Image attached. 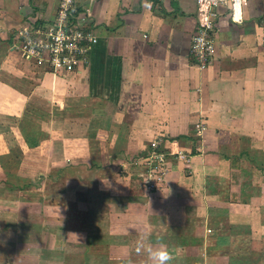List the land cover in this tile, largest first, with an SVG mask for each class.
Instances as JSON below:
<instances>
[{"label": "crops", "instance_id": "1", "mask_svg": "<svg viewBox=\"0 0 264 264\" xmlns=\"http://www.w3.org/2000/svg\"><path fill=\"white\" fill-rule=\"evenodd\" d=\"M59 2L0 0V119L32 123L28 144L5 128L33 153L25 169H42L21 170L20 189L4 182L25 196L0 192L12 206L0 208V264H150L141 238L165 245L167 264H264V0H246L240 24L216 9L207 68L190 48L208 5L82 0L100 41L69 74L17 50ZM159 138L192 169L172 160L153 193L128 168Z\"/></svg>", "mask_w": 264, "mask_h": 264}, {"label": "built area", "instance_id": "2", "mask_svg": "<svg viewBox=\"0 0 264 264\" xmlns=\"http://www.w3.org/2000/svg\"><path fill=\"white\" fill-rule=\"evenodd\" d=\"M199 5L212 8L203 26L195 34L190 48L194 63L207 68L216 59V44L213 36L216 32L219 7L229 8L231 20L240 24L244 20L243 5L246 0H194ZM82 0H60L56 14L48 24H30L20 33L21 42L17 50L26 59L44 65L54 73H72L85 68L89 56L99 43L96 25L91 15L81 7ZM203 126H197V133L202 136ZM163 139L154 140L149 151L130 160V166L138 169L144 189L156 192L165 184L170 175L172 160L183 163L192 169L191 153L181 151L166 152Z\"/></svg>", "mask_w": 264, "mask_h": 264}, {"label": "rangeland", "instance_id": "3", "mask_svg": "<svg viewBox=\"0 0 264 264\" xmlns=\"http://www.w3.org/2000/svg\"><path fill=\"white\" fill-rule=\"evenodd\" d=\"M26 60L32 61L31 59H26ZM42 66H44V65H42ZM45 68H47V67H45ZM30 113H31L30 111H27L26 116L31 115ZM15 118H16V120H7L4 118H2L4 120L0 119V127H1L0 128V156H1L0 157V165L2 166L5 164V166L7 168L6 169L3 166L0 167V192H3L4 195L8 194L9 196H25V195H21V193H23V192H17L18 190H16V188L12 189L11 188L12 184L10 187L6 186L5 183L7 182L6 181L7 178L12 179V181H10V182H12V183L14 182V184H13L14 186L16 185L17 188H19V187L21 188L23 183L31 182V181H26L27 179H21L19 177V176H21V174H20L21 170H22V172L29 170L31 174H34L36 176L38 173V170H42V169H38V168L37 169H35V168L25 169V165L27 163L33 164L32 161L35 160V158H32V154H33L32 151H28V150L25 151L26 145L21 146V143H19V142L22 140L21 136L24 137V139L26 141V138L28 136L26 128L28 126H30V127H33V126H32V123L29 122V120H28V122L26 121L29 124L25 123V119L23 120V124H22L21 120H19L17 117H15ZM9 121L13 124L14 128H18L22 131V132L19 131V132H21L20 134H22L21 136L17 135L14 132V128L12 126L5 128V126H8ZM22 129H24V130H22ZM24 132H25V134H24ZM29 133H31L32 135H35V137H37L36 136L37 133L35 134L34 132H31V131H29ZM46 139L45 140L43 139V144H45V145L48 144ZM26 144H28L27 141H26ZM29 146H32V148L34 147L31 142H29ZM128 170H129V172H136V173L138 171V169H136L130 165H129ZM45 172H46L45 174L50 173L51 175H53L52 169H47ZM7 184H8V182H7ZM3 194H1V195H3ZM7 206L12 208V206H10L7 203V201L5 203V200H0V208L5 209Z\"/></svg>", "mask_w": 264, "mask_h": 264}, {"label": "clouds", "instance_id": "4", "mask_svg": "<svg viewBox=\"0 0 264 264\" xmlns=\"http://www.w3.org/2000/svg\"><path fill=\"white\" fill-rule=\"evenodd\" d=\"M141 250L147 252L150 264H167L172 259L165 245L160 244L157 247H153L151 244H146L144 238L137 242V251Z\"/></svg>", "mask_w": 264, "mask_h": 264}]
</instances>
